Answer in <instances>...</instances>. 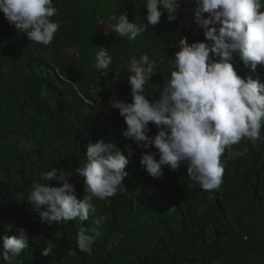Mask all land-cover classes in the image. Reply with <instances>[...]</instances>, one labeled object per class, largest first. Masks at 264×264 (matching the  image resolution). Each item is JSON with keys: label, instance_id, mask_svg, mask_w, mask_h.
Wrapping results in <instances>:
<instances>
[{"label": "clouds", "instance_id": "9594fccd", "mask_svg": "<svg viewBox=\"0 0 264 264\" xmlns=\"http://www.w3.org/2000/svg\"><path fill=\"white\" fill-rule=\"evenodd\" d=\"M196 24L204 30L206 39L189 43L179 39L174 59H169L170 78L163 88L152 82L158 63L147 53L132 55L127 63L131 86V102L111 100V107L118 109L127 128L125 138L132 139L145 151L141 166L153 178L163 175L164 167L175 171L182 164L187 175L209 193L223 182L222 155L227 148L242 138L255 142L261 138L264 127V82L259 78L241 76L234 67L235 57L254 71L264 66V0H194ZM147 23L130 21L127 13L102 21L105 35L118 34L129 41L157 25L167 12V19H177L179 0H145ZM0 10L18 34H26L32 41L49 45L61 21H53L58 8L53 0H0ZM208 14L205 16V14ZM95 56V68L102 74L109 69L113 57L104 46ZM151 89V92L149 91ZM158 92L159 95H155ZM150 122L158 130L153 136ZM128 156L115 143L101 138L87 144L86 160L75 174L84 178V193L78 198L76 188L68 177L73 171L51 167L41 173V182H33L27 201L38 214L41 223L61 224L79 218L87 221L95 217L92 228L80 227L77 247L91 255L92 245L100 238L105 216H97L95 200H106L124 189L122 181L132 155ZM62 182L53 186L49 182ZM211 198V196L209 197ZM12 230L13 225L6 226ZM16 235L4 236L0 241L3 264H23L18 259L29 243V233L16 227ZM57 238L60 233L54 234ZM48 239L43 255L56 248ZM74 254L70 252V255Z\"/></svg>", "mask_w": 264, "mask_h": 264}, {"label": "rangeland", "instance_id": "374dc122", "mask_svg": "<svg viewBox=\"0 0 264 264\" xmlns=\"http://www.w3.org/2000/svg\"><path fill=\"white\" fill-rule=\"evenodd\" d=\"M53 3L58 8L57 1L53 0ZM62 6H65L64 11L61 12L58 9L56 15L50 19L55 21V17L59 19L72 17L73 27L60 26L49 45L32 42L26 34H18L15 29L13 37H17L13 42H10L9 39L6 40L0 54V178L16 183L14 184L16 202L28 210H32L27 201L28 174L33 171L32 168L35 167V173H39L43 169L49 170L51 166H54V161L55 168L65 172L72 170L73 175L69 178L73 180L78 178L84 184V178L76 175L74 170L81 167L86 160L87 148L78 147L73 151L69 144L72 145L75 141L81 143V139L87 138L86 133L91 131V126L100 129L102 127L98 126L97 113L89 107L86 108L83 117L86 119V123L81 125L77 119L70 116L56 118L53 111H55L57 103L49 86L50 82L55 84V80H57L55 67L67 77H75L73 61L67 55V49L79 47L82 55L89 54L90 47L87 44L84 46V43L93 38V19L104 14L111 15L115 3L112 0H104L101 6L95 8L94 0H79L69 1ZM46 62L51 66H47ZM83 63L84 60L80 59L76 62V66L80 67ZM234 67L239 75L248 76V66L244 65L238 56L235 57ZM112 74L117 76L115 72ZM97 86L99 89H110L108 85ZM82 90L85 91L83 88ZM153 127V131L148 133L150 136L155 135L158 131L155 125ZM263 136L264 127L261 129V137ZM104 138L106 141H113L126 156H128L127 147H131L132 155L125 168L128 175L122 181L124 189L115 196L106 200H95L96 215L105 216L107 219L101 228L103 235L92 245L91 255L79 250V253L68 264H77L78 262L80 264L82 262H84L83 264H131L153 251L160 238L166 233L168 224L164 218L168 216L169 211L163 210L167 204L165 194L154 195L145 187L134 190V174L137 172L136 170L142 168L136 153L138 149L133 144L134 140L125 138L122 131L109 129ZM25 142H32L34 148H27ZM88 142L86 139L85 143L88 144ZM38 147L40 148L38 149ZM247 148V145L237 143L225 150L221 157L224 164L223 176L231 171V167L233 169L240 167V172L244 171V167L248 166L246 164L248 160L244 158L245 155H237L229 161L225 157L229 153ZM154 151L156 152L157 149L154 148ZM75 158L80 166L76 164ZM158 158L159 154L157 153ZM27 159H30L29 162H33V164L28 163V168L23 171L25 168L23 163ZM42 160H48V163H44ZM64 161H66V166ZM185 166L182 164L180 167ZM166 169L170 172L176 171L171 170L168 166ZM255 179L256 177L251 174V181L254 182ZM36 182L45 183L38 179ZM49 183L59 186L62 182L51 181ZM226 183L227 185L223 183L221 189L226 192L228 187L231 188L229 191L235 197L239 191L237 176L233 175L232 179L228 178ZM249 189L252 190V187L249 186ZM82 194L85 195L84 190ZM250 201V204L253 205L254 201L252 199ZM111 206L116 210L114 215L116 217L109 216V213L107 215L103 213ZM206 206L207 203L198 204L196 212L203 213ZM34 214L36 225L38 224L39 228H46L47 223H41L38 214ZM94 219L95 217L90 216L87 221H80L77 218L61 224L67 227L76 243L79 228L94 227ZM57 232L61 235L64 231L58 228ZM117 232L125 235L120 243L114 238ZM214 234L215 228L212 226L211 236L213 238ZM31 246L32 242L29 241L27 247ZM23 261L26 264H49L36 253H31ZM50 264L63 263H60L59 258L52 257Z\"/></svg>", "mask_w": 264, "mask_h": 264}, {"label": "trees", "instance_id": "16d2710c", "mask_svg": "<svg viewBox=\"0 0 264 264\" xmlns=\"http://www.w3.org/2000/svg\"><path fill=\"white\" fill-rule=\"evenodd\" d=\"M184 2L195 7L194 2L190 0H184ZM14 34L15 27L9 24L3 11L0 10V54L4 42L8 39L11 42ZM204 36L199 37L201 38L199 40L206 39ZM46 65L51 66L48 62H46ZM163 66H165L164 62ZM55 72L57 80H55V84L50 82L49 86L57 103V107L53 111L55 117L65 118L70 116L77 119V122L81 125L86 123V119L83 117L86 108L89 107L97 113L98 126L101 127L103 123L101 129L91 126V131L86 133L87 138L81 139V143L76 141L72 145L70 143L69 145L73 151L78 147L87 148L86 139L93 143L101 138L105 139L104 135H106L108 129L112 131L125 130V127H121L123 122H120V120L114 124L111 123V125L108 122L105 123L106 120L104 121L101 118L100 111L84 100L82 96L86 98L93 97L92 87L86 85L89 87L86 89L83 86L84 91L77 80L64 77L56 67ZM247 73L248 76L254 79L259 78L261 82H264V66L258 65L253 71L248 65ZM107 95L106 91L102 92L103 98ZM152 126L154 124L151 123ZM151 129L153 131L154 127ZM77 132L79 131L77 130ZM239 143L247 145L249 148V153L244 157L248 160L246 162L248 166L246 165L242 172L239 170L240 167L237 169L231 167V171L223 176L220 187L212 190L211 193L191 181L187 175L186 166L180 167L175 172L168 171L167 166H165L162 177L158 179L149 175L143 167L136 170L134 190L145 187L154 195L164 193L167 204L163 210L169 212L168 216L164 218L168 224L165 236L160 238L153 251L131 264H264V160L262 158L264 136L255 142L248 138H242ZM255 143L258 145V149L254 148ZM133 144L138 149L136 153L139 156V162L145 151L155 152V146L144 149L138 147L135 141H133ZM232 146H235V144ZM156 152L158 153V151ZM225 158L227 160L228 156L226 155ZM75 159L76 164L80 166L77 158ZM29 161L30 159L24 161L25 168L23 171L28 168V163L33 164ZM42 161L48 163V160ZM53 164L54 166L51 167L55 168L54 161ZM64 165L66 166V161H64ZM32 170L28 174L29 189L37 179L43 181L41 180V173L48 171L43 169L39 173H35V167ZM251 174L256 177L254 182L251 181ZM233 175L237 176L239 190L235 197L229 191L231 188L228 186L226 192L221 189L223 183L227 185L228 178L232 179ZM68 179L70 183L75 185L78 198L82 199L84 196L82 191L85 185L78 178L73 180L68 177ZM14 184L16 183L11 180L0 178V241L6 235L18 234L15 231L16 227H24L29 233V241L32 242V246L26 247L18 259L23 261L31 253H36L48 261L49 264L52 257L59 258L60 263L68 264L79 253V249L67 227L53 223L52 225L46 224L48 229L45 227L39 228L34 220L35 212L17 204ZM249 186L252 187V190L249 189ZM210 196L211 198H209ZM251 199L254 201L253 205L250 204ZM201 203H207L206 210L203 213H197L196 208ZM103 213L105 215L109 213V216L116 217L114 216L116 210L113 206L108 207ZM9 224L13 225L12 230L6 228ZM212 226L215 228L214 238L211 236ZM58 228L64 231L59 238L54 235ZM48 239H53L57 246L51 254L46 256L43 255V248L46 246ZM70 252L74 254L70 255ZM24 262L23 264H26ZM0 264H3L2 248H0Z\"/></svg>", "mask_w": 264, "mask_h": 264}, {"label": "crops", "instance_id": "0c3cea01", "mask_svg": "<svg viewBox=\"0 0 264 264\" xmlns=\"http://www.w3.org/2000/svg\"><path fill=\"white\" fill-rule=\"evenodd\" d=\"M58 3V9L63 12L67 2L79 1V0H56ZM115 3L114 11L111 15L104 14L103 16L94 18L93 38L84 43V46L90 47V53L82 55L73 61L75 77H67L58 68V72L64 77L77 80L80 85L86 89L92 87L99 89L97 85H108L109 88L101 89L102 92L106 91L108 95L104 98L105 103L101 113V118H104L105 123L111 125L120 120L123 122L121 127L127 128L124 118L120 115L118 109L110 108L111 100L124 99L127 102H131V86L128 82L129 75L126 68L129 58L132 55L139 57L143 53H147L150 58L160 61L156 68V73L152 76L151 80L155 84H159L162 89L166 81L170 78L169 59L175 58V53L178 51V47L175 45L180 38L184 37L189 43L195 42L201 38L188 35L181 27V18L177 13V19L170 22L167 19V12L161 16L160 22L155 25H149L147 31L140 34L135 41H129L127 37H120L118 34L110 33L105 35V26L101 24L102 21H107L109 17H118L121 13H127L130 21H137L140 23H147L146 21V7L144 6L145 0H112ZM184 1V0H183ZM194 2V0H190ZM95 8L101 6L104 0H94ZM59 19L55 17V21ZM61 21L60 26H74L73 18L59 19ZM14 36L11 42L16 38ZM205 37V36H204ZM206 38V37H205ZM200 41V40H199ZM104 46L109 54L113 57L112 64L109 69L103 70L104 73L95 68V56L100 50L99 47ZM81 49V48H80ZM84 60V63L80 66H76V62ZM115 72L116 75L112 73ZM89 87H87V86ZM151 92V89H149ZM93 92V91H92ZM155 95H159L158 92ZM103 124V123H102ZM101 124V126H102ZM153 127V126H152ZM151 127V128H152ZM264 192V191H263Z\"/></svg>", "mask_w": 264, "mask_h": 264}, {"label": "built area", "instance_id": "2783aa9c", "mask_svg": "<svg viewBox=\"0 0 264 264\" xmlns=\"http://www.w3.org/2000/svg\"><path fill=\"white\" fill-rule=\"evenodd\" d=\"M194 8L193 6L185 4L183 0H179V8H178V14L181 18V25L182 28L191 36L194 37H201L204 34V30L199 27L194 18ZM208 14L206 13L205 16ZM67 55L72 59L75 60L81 56V49L79 47H69L67 49ZM84 100L90 104H92L95 108L102 111L105 100L102 97V90L101 89H94L93 90V97L92 98H86L82 96ZM105 120L104 118H102ZM25 145L27 148H34V145L32 142L27 143L25 142ZM255 149H258V145L255 143L254 145ZM249 153V148L243 149L240 151H235L233 153L228 154V159H233L237 155H247ZM262 158L264 160V151L262 154ZM125 237L123 233L117 232L114 235V238L118 243L122 241V239ZM118 245V244H117Z\"/></svg>", "mask_w": 264, "mask_h": 264}]
</instances>
